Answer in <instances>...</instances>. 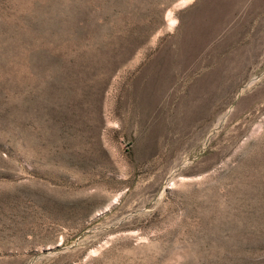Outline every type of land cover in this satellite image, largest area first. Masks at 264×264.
<instances>
[{
	"label": "rangeland",
	"instance_id": "obj_1",
	"mask_svg": "<svg viewBox=\"0 0 264 264\" xmlns=\"http://www.w3.org/2000/svg\"><path fill=\"white\" fill-rule=\"evenodd\" d=\"M183 2L0 0V264H264V0Z\"/></svg>",
	"mask_w": 264,
	"mask_h": 264
},
{
	"label": "crops",
	"instance_id": "obj_2",
	"mask_svg": "<svg viewBox=\"0 0 264 264\" xmlns=\"http://www.w3.org/2000/svg\"><path fill=\"white\" fill-rule=\"evenodd\" d=\"M220 2H222V0H184L181 8L187 10L186 19L189 21L190 26L200 25L197 22L200 18V14L203 15L204 20L206 19V16L210 19H214L217 22L215 24L217 27L214 28L213 31H210L209 34H215L220 28L226 25V21L223 20H226L231 16L225 8L218 7V3ZM209 12H211V14H208Z\"/></svg>",
	"mask_w": 264,
	"mask_h": 264
}]
</instances>
